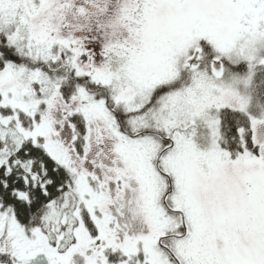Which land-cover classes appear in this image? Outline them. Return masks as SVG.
<instances>
[{
    "label": "snow or ice",
    "instance_id": "1",
    "mask_svg": "<svg viewBox=\"0 0 264 264\" xmlns=\"http://www.w3.org/2000/svg\"><path fill=\"white\" fill-rule=\"evenodd\" d=\"M0 264H264V0H0Z\"/></svg>",
    "mask_w": 264,
    "mask_h": 264
}]
</instances>
